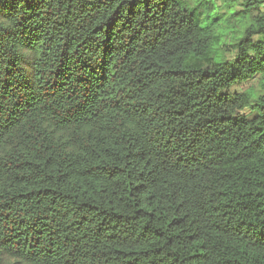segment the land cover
I'll return each mask as SVG.
<instances>
[{
	"label": "trees",
	"instance_id": "trees-1",
	"mask_svg": "<svg viewBox=\"0 0 264 264\" xmlns=\"http://www.w3.org/2000/svg\"><path fill=\"white\" fill-rule=\"evenodd\" d=\"M263 7L0 0V264H264Z\"/></svg>",
	"mask_w": 264,
	"mask_h": 264
},
{
	"label": "rangeland",
	"instance_id": "rangeland-1",
	"mask_svg": "<svg viewBox=\"0 0 264 264\" xmlns=\"http://www.w3.org/2000/svg\"><path fill=\"white\" fill-rule=\"evenodd\" d=\"M263 2H264V0H263ZM263 9H264V7H263ZM251 85H252V84H249V85L245 86L244 88H250ZM241 89H243V88H241Z\"/></svg>",
	"mask_w": 264,
	"mask_h": 264
}]
</instances>
